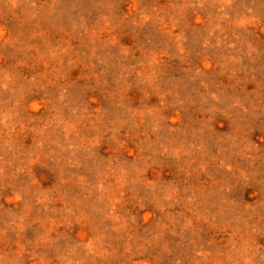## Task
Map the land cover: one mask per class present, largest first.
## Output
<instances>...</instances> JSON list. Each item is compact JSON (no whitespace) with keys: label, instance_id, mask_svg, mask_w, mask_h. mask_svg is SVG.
<instances>
[{"label":"rangeland","instance_id":"rangeland-1","mask_svg":"<svg viewBox=\"0 0 264 264\" xmlns=\"http://www.w3.org/2000/svg\"><path fill=\"white\" fill-rule=\"evenodd\" d=\"M0 264H264V0H0Z\"/></svg>","mask_w":264,"mask_h":264}]
</instances>
